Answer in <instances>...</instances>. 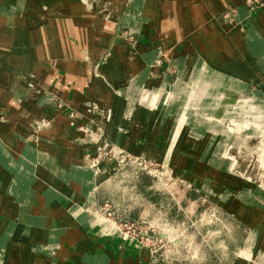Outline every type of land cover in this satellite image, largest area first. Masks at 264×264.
<instances>
[{
  "label": "crops",
  "instance_id": "crops-1",
  "mask_svg": "<svg viewBox=\"0 0 264 264\" xmlns=\"http://www.w3.org/2000/svg\"><path fill=\"white\" fill-rule=\"evenodd\" d=\"M104 1L108 7L110 0ZM200 1V6L189 5L185 23L173 24L176 42L168 46L160 36L168 20H158L162 0H131L122 12L123 0L120 21H102L100 27L97 14L83 21L85 8L63 0H31L23 8L0 3V87L6 85L7 91L0 95V116L6 115L0 122V181L7 177L0 187L8 177L12 182L9 193L0 195L9 207L1 217L15 226L13 238L23 240L17 246L12 234L1 239L0 249H12L15 255L6 264H52L50 252L37 244L59 250L56 264H148L147 247L98 212L99 181L113 174L117 161L93 159L95 148L109 142L169 163L175 175L202 192V202H215L217 213L245 227L247 238L230 264H264V183L240 172L241 145L233 142L226 119L220 118L230 101L232 107L240 106L237 97L247 88H255L251 113L258 100L264 102V0L252 12L244 7L246 0ZM227 1L238 7L234 23L225 19ZM112 22L113 28H105ZM119 23V29L132 26L130 32L138 36L135 50L122 38L112 41ZM101 38L111 45L112 55L104 66L95 62L90 67L82 58V44L95 54ZM185 38L189 41L180 49L177 43ZM237 41L238 50H224ZM160 58L163 62L154 65ZM201 58L206 66L199 79ZM193 84L204 107L188 110L180 126ZM35 87L48 96H32ZM53 95L65 104L59 111L45 104ZM92 99L110 109L107 119L87 111ZM205 113L212 114V121ZM253 122L261 127L264 117L254 113ZM85 128L103 134L102 143L81 141L88 135ZM259 138L253 148L264 162V136ZM17 202L20 221L13 220Z\"/></svg>",
  "mask_w": 264,
  "mask_h": 264
},
{
  "label": "rangeland",
  "instance_id": "rangeland-1",
  "mask_svg": "<svg viewBox=\"0 0 264 264\" xmlns=\"http://www.w3.org/2000/svg\"><path fill=\"white\" fill-rule=\"evenodd\" d=\"M63 1H66L68 4L71 2L83 6L85 11L89 13V15L84 16V13L86 14V12L83 10L84 12H82V16H80L84 18L83 21H85L88 16L95 18V15L97 14V21L99 22L98 27H100V22L102 23V21L104 23L111 22L112 19L115 20L116 18L120 21L122 17L121 14L118 13L123 0H110L108 7L104 0ZM1 2L2 4L9 2L14 6H16L17 3L18 8H23L24 4L31 2V0H0V3ZM235 2L240 3V0H235ZM245 2L244 7H248L251 12L253 11L252 8L257 9L262 3L261 0H246ZM227 3L229 6L225 12V19L234 23L236 22L235 16L239 13L238 7L232 2L227 1ZM191 4L200 6L201 1L162 0V10L160 11L158 20L162 23V20L164 21V19H168L166 23L163 22V31L160 34L161 37H166L164 38V44L166 46H168V44H175V37L172 36L176 33L175 29H173V24L175 25L177 22L181 24L186 22V19H188L187 8ZM130 5L131 0H124L122 12L130 7ZM106 7L107 10L104 12L103 10H105ZM162 17H164V19ZM181 24H178L179 28L181 27ZM114 26V22H112L105 28L110 29ZM120 27V23L116 25L112 41L122 38L133 50H135L137 47L138 36L130 32L129 29L132 28V26L126 27L122 30L119 29ZM241 32L247 34L246 28L241 26ZM101 39L102 41H99L100 43L97 44L98 49L95 54H92L91 49L88 48L86 42L82 44V58L84 61L86 60L85 63L90 67L95 65V62L104 66L108 63L112 55L111 45H109L108 42H105L103 38ZM188 41L189 38L178 41V47L180 49L184 48ZM212 43L214 46L215 43L213 41ZM218 44L222 45L221 42H218ZM238 45L239 41L234 42L231 45L227 43L224 50L226 49V52H228V49L231 50L235 48L238 50ZM72 50L75 52V48ZM6 52L9 54L10 51L7 50ZM81 60L82 59L75 58V61L77 62ZM201 60V66H199L198 70L200 72L199 75H197V78L199 79L202 78L203 68L206 66V61L203 58H201ZM162 62V58L157 59L154 62V65L161 64ZM81 67L84 66L81 65ZM29 76L30 75L26 77ZM102 76L105 77V75ZM176 77L177 74L173 77L171 85L175 82ZM101 81L103 82V80ZM211 81H215V79L211 78ZM5 86L6 85L0 87V95L7 92H4ZM196 86V84H193V86H191L192 90L188 96H185V105L183 104L182 106L183 110L181 111L180 126L182 124L185 125V122L188 119V110L198 107H200L199 110H202L201 107H204L200 105L201 99L198 98L196 95L197 91L194 90V87L196 89ZM254 91V87L247 88L242 97H237L240 106L236 105L232 107L234 102L230 101V107L221 109L223 115H221L220 118L226 119L225 122L230 129V137H232L233 142L235 141L238 146L241 145L238 149V161L242 163L240 172H246L247 174L245 173V175L252 176L258 182L264 183V162H259V152L257 149H254L257 147L255 142L260 141V136H264V125L255 128L253 122L254 113H258L260 116L264 117V102L258 100V102H256V110L251 113L249 107L251 106L250 104H252L251 99L253 98ZM34 92L35 95L32 96L37 98H46V96H48L45 95L43 89L37 87H35ZM108 100H110V98H108ZM192 102L194 103L193 107L190 105ZM90 103L91 105L89 104L87 107L88 112H94V114L102 119H107L110 114V109L107 106H102L93 99ZM45 104L50 106L53 105L52 107L58 111L65 106L63 99L58 95L48 98ZM205 114L209 121L212 114ZM77 115V113H74V117ZM5 119L6 115L0 116V122L3 120L5 121ZM208 121L205 123L208 124ZM85 130H87L88 135L87 137H81V141H87L98 145L104 140L103 134L92 133L86 128ZM251 133L252 136H250ZM30 140L37 142L38 138L35 137ZM250 141L254 143V145H251L252 148L254 147V153L249 150L248 144ZM95 152L96 157L93 159L95 162L104 160L117 161L113 174L108 176V178L99 181L101 183L103 182V186L98 190V206L100 207L98 212L108 220L109 224L111 222V225L113 224L120 233L147 247L149 251L148 264H230V260H233L235 253L238 252L237 248L243 247L247 238V232L244 229L245 227H242L241 224L237 222V219L235 221L224 213H217L215 209L218 206L215 202H202V192L198 191V189L190 184L186 178H181V176L175 175L174 170L170 168L169 163L159 161L154 162L141 156H137L134 153L127 151V149L124 150L118 145L111 144V142L99 146L98 151L97 148H95ZM88 157H90V154ZM262 159H264V157H262ZM247 165H251L249 169H246ZM96 168L97 167L93 169L96 170ZM1 180L0 184H2L4 180H7V177L5 178L4 175H2ZM6 183L8 184L1 186L2 188L0 187V195L9 193L10 188L12 187V182L9 177ZM5 203L8 202L0 201V241L1 239L2 241L8 240L9 234H12L11 237L13 238L14 235L11 233V230L15 229V226L8 224V219L1 217L3 214L6 216L4 209L9 208L4 205ZM16 207L18 208L16 212L17 216H15L13 220L20 221L19 216L21 210L19 202L16 203ZM13 243L15 245L17 243V246H22L23 240L20 238H13ZM43 245L45 247H43ZM37 248L39 250L45 249L47 252H50L49 254L52 256L51 263L56 264L54 258L56 256V251L59 250H54V247L51 244H37ZM12 258L15 259L12 249H0V264H6V260ZM30 263H32V259Z\"/></svg>",
  "mask_w": 264,
  "mask_h": 264
},
{
  "label": "bare ground",
  "instance_id": "bare-ground-1",
  "mask_svg": "<svg viewBox=\"0 0 264 264\" xmlns=\"http://www.w3.org/2000/svg\"><path fill=\"white\" fill-rule=\"evenodd\" d=\"M108 117H109V116H108ZM108 117H107V118H108Z\"/></svg>",
  "mask_w": 264,
  "mask_h": 264
}]
</instances>
